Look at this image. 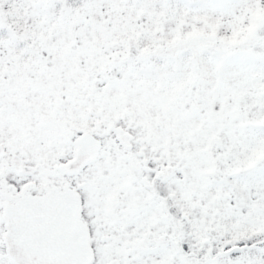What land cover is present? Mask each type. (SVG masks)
<instances>
[{"label":"snow or ice","instance_id":"obj_1","mask_svg":"<svg viewBox=\"0 0 264 264\" xmlns=\"http://www.w3.org/2000/svg\"><path fill=\"white\" fill-rule=\"evenodd\" d=\"M0 264H264V0H0Z\"/></svg>","mask_w":264,"mask_h":264}]
</instances>
